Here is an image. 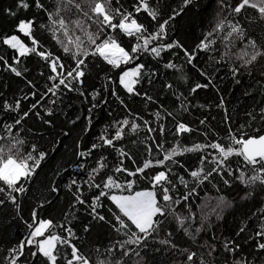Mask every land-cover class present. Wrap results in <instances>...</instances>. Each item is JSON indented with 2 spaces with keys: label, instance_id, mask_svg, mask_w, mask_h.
I'll return each mask as SVG.
<instances>
[{
  "label": "snow or ice",
  "instance_id": "1",
  "mask_svg": "<svg viewBox=\"0 0 264 264\" xmlns=\"http://www.w3.org/2000/svg\"><path fill=\"white\" fill-rule=\"evenodd\" d=\"M212 4L217 9L213 26L194 47H188L184 41L171 38L169 33L173 31L177 17L183 18L191 14L195 19L207 12L208 7L202 6V0H181L178 8L168 11L160 9L150 0H133L130 5L122 0H56V5L51 10L45 6L43 0H16L14 9H4L8 17L15 18L34 7L41 10L47 20L37 23L35 13L31 17L21 16L14 25L13 32L0 37V44L13 50L10 58L12 63L3 56H0V62L8 71L25 79L26 84L35 89L36 85L25 77L27 69L21 66L24 60L35 56L49 70L46 79L50 83L44 86L46 93L56 97L64 90L76 91L87 99L86 61L89 57L98 58L111 66V69H120L117 73L118 83L129 96L157 103L144 89L145 84L153 83L157 73L147 68L145 59L141 57L154 58L159 64L163 53H168L169 56L182 54L185 62L195 68L196 64L193 62L197 60L198 53L215 51L216 39H220L224 52L217 61L218 64H229L233 48L237 42L240 44L236 53L239 63L230 65L225 75L230 76L236 85H242L246 76L251 78L254 84L248 88L255 87L264 96V43H258L256 38L250 37L248 29L239 20L242 12L252 9L256 13L255 22L264 23V0H235V3L230 0H212ZM71 9L75 10V18H66L64 13ZM141 13L150 18L148 24L140 19ZM93 26L95 31H92ZM37 30L50 33L64 55L70 56L73 63L66 66L61 56L48 50L36 37ZM77 33H82L86 40ZM21 34L28 42L21 38ZM121 36L126 38V44L122 45ZM122 65L130 67L124 70ZM163 67L180 72V79H186L183 75V64L169 59L164 62ZM197 71L206 82L191 86L189 94L209 87L220 91L219 85L213 81L212 73L216 69L209 72L197 68ZM165 86L179 101L176 111L161 104L159 110L153 113L155 121L144 119L128 109L125 100L117 96L119 104L126 110V116L116 121L114 135L109 134V127H112L109 124V127L97 134V142L86 145L79 141L75 144L77 167L86 179L78 180L69 173L70 184H67V190L73 198L69 202L70 208L79 211L77 205L83 206L85 214L90 217L77 230L71 224L75 219L71 212L64 214L63 222L54 223L51 218L38 219V208L51 205L53 195L58 197L61 184L66 183L59 169L52 172L50 179L45 177L48 183L41 185L48 195H44V191L39 195L34 194L33 198L39 201L38 206L31 209L28 219L21 215L22 198L28 196L29 188L41 180L37 170L56 151L58 141L53 137L50 150H38L32 144L30 151L22 154L21 148L26 141L14 133L22 130L23 122L30 114L39 118L50 129L55 128L54 119H50L55 116L53 109L42 103L38 104L33 99L30 107L22 110L21 104L27 99L28 93L19 98L14 97L11 102L6 98L0 101V110L16 114L12 117V123L5 122L0 125V131L3 132L0 134V141L4 142L0 146V208L10 205L14 210L13 218L22 220L28 230L22 240L8 249L7 264H150L146 257L153 252H169L172 257L183 256L179 264H216V257L221 252L226 254L225 264H255V261L247 258L251 253L245 243L249 241L255 243H250L248 247L264 255V223L260 224L258 230H254L252 236L247 235V225L238 224L231 237L220 238L219 246L216 243L217 236L213 234L210 237L212 243L200 245L199 252L178 245L174 232L167 230L174 222L178 229L195 242L201 232L218 228L219 222L225 221L226 214L235 215L243 208L245 205L241 204L242 200L252 199L254 195H264V102L259 106V111H246L245 124L234 131L224 97L220 96L216 107L223 109V134L213 132L209 139L210 133L206 127L201 133L203 142H193L191 146H186L181 141H187L194 129L179 119L178 114L188 111L187 97L183 92L177 93L173 83ZM36 95V91L31 92L32 97ZM40 95L42 99L46 98L45 93ZM89 95L91 107L87 109V123L83 129L85 132L91 129L95 110L100 109L101 104H108L102 91L93 90ZM111 95H116V92L111 91ZM244 95L255 98L249 90ZM50 102L56 104L54 99ZM169 117L172 123L171 135L175 139L174 146L165 148L167 138L164 121ZM257 122L260 124L257 128L258 134L249 135L243 131L245 127H253ZM76 123L77 120L73 119L72 124ZM153 124L157 126L154 127ZM199 124L207 126L208 121L201 119ZM71 131L72 129L64 130L63 135L67 137ZM141 132L145 134L140 141L144 144L143 156L136 154L134 158L130 151L116 146V142L123 141L126 135L139 136ZM104 148L113 149L118 154V162H111L109 166L108 157L102 151L97 153L98 149ZM189 153L197 154L193 170L185 168V164L178 159ZM125 159L131 165H126ZM177 168L184 169L185 174L191 177L192 187H189V181L185 179V175L178 173ZM213 180L219 184L216 187V204L211 213L201 217L199 227L193 229L196 216L191 208H188L187 215L178 211V208L182 202L189 201L197 186ZM141 181H147L148 186L144 190H137ZM177 185L187 189L182 197L175 194ZM85 191L92 195L85 197ZM106 202L114 207L106 206ZM213 216L215 221L212 220ZM101 229H107L117 238L110 244L95 248L93 259L77 243L84 239L83 235H77V231L91 235ZM25 249L28 250L27 256ZM167 264H172L171 259Z\"/></svg>",
  "mask_w": 264,
  "mask_h": 264
},
{
  "label": "trees",
  "instance_id": "2",
  "mask_svg": "<svg viewBox=\"0 0 264 264\" xmlns=\"http://www.w3.org/2000/svg\"><path fill=\"white\" fill-rule=\"evenodd\" d=\"M122 2L126 5H130L133 0H122ZM150 2L164 11H168L171 8H178L181 0H150ZM230 2L235 3V0H230ZM15 3L16 0H0V37L12 33L14 25L21 16L31 17L33 13H35L37 15V23L46 22L47 20L46 15L41 10L35 9L34 7L30 8L27 13H21L15 18L8 17L4 9H14ZM43 3L51 10L55 7L56 0H43ZM209 5L211 6L209 7ZM202 6L208 7V11L203 12L201 15L195 17V19H193L191 14L183 18L177 17L176 22H174L175 27L173 31L169 33L170 37L184 41L188 47H194L213 26L214 17L217 14L216 5L212 4V0H202ZM74 12L75 10L71 9L64 13V15L66 18H75ZM255 18V11L248 9L246 13H241L239 20L240 23L248 29V35L250 37L256 38L258 43H264V23H256ZM140 19L146 24L150 22V18H147L143 13H141ZM229 19H231V17H229ZM250 20L253 22L249 23ZM92 31H95V26L92 27ZM77 34L81 35L82 39L86 40V37H84L82 33ZM36 37L48 50L52 51L55 55L61 56L66 66L73 63L70 56L64 55L62 49L52 39L50 33L37 30ZM21 38L25 40V42H28L27 38L23 37L22 34ZM120 41L122 45L127 43L126 38L123 36L120 37ZM215 48L216 50L213 52L198 53L197 60L193 62L196 64L195 68L185 62L182 54L179 56H169L168 53H163V59L159 64H157L154 58L141 57V59H145L147 68L157 73L151 85H144V89L157 100V103L145 102L141 97L129 96L124 92L122 87L119 86L117 73L120 69H111V66L106 65L98 58L89 57L88 61H86L88 64L86 73L87 82L85 86V95L87 99L81 97L76 91L67 92L64 90L56 97H52L50 94L46 93L44 86L50 83L46 79L49 70L46 65L35 56L24 60L21 65L27 69L25 77L36 85L35 89L29 87L25 79L17 77L8 71L4 64L0 62V101H4L6 98L11 102L14 97L19 98L22 94L28 93L27 99L21 104L22 110L26 107H30L34 99L38 104L42 103L52 108L55 113V116L50 118L54 119L55 128L50 129L47 125L43 124L39 118L30 114L23 122L22 130L14 133V135H19L26 141L25 145L21 148L22 154H27L32 144H35L38 150H50L53 137L58 141L56 151L52 152L51 155L41 163L42 170H37L41 180L36 182L34 187L29 188L28 196L22 198L21 215L25 219L29 218L31 209L34 206H38L39 203L38 200L33 198V195H39L41 191H44V195H48L47 191L43 190L41 185L48 183V179H45V177L50 179L52 172L59 169L60 175L65 179L66 183L61 184V193L58 197L53 195V203L51 205L46 204L44 208H38V219L51 218L54 223L63 222L62 217L64 214L66 212H71L75 216V219L71 221L74 230H77L81 224H85L90 220V217L85 214L83 206L77 205V208L80 209L79 211L70 208L69 202L73 200V198L71 193L67 190V184H70V180H68L69 173L78 180L83 181L86 179V177L81 174V170L77 167V157L74 147L79 141H82V143L86 145L97 142V134L102 132L106 127H109V124L112 125V127H109V134L114 135L116 121L126 116V110L119 104L117 96L125 100L128 109L133 113L141 115L144 119L155 121L153 113L159 110L161 104L173 111L179 108V101L176 99V96L165 86L167 83H173L176 92H183L184 96L187 97L186 104L189 106L188 111L178 114V118L187 122L194 129L187 141H181L185 143L186 146H191L193 142H203L201 133L205 131L206 127L210 133L209 139L212 138L211 133L213 132L223 134L225 128L222 121L223 109L216 107L220 96L224 97L225 106L231 115L233 130L235 131L240 125H244L247 119L245 112L253 109L259 111V106L264 102V96L260 95L255 87L248 88L249 85L254 84L251 78L246 76L242 85H236L232 82L230 76L225 75L230 65H238L239 63L236 60V53L240 48L239 42H237L233 48L229 64L217 63L224 52V45L220 39H216ZM175 51L176 50H173V52ZM12 55L13 50L8 49L6 45L0 44V56H3L5 59L9 60V63H12L10 59ZM169 59L177 64H183V75L186 77L185 80L180 79V72L165 69L163 67L164 62ZM129 67V65L121 66L124 70H128ZM197 68L209 72L216 69L212 75L213 81L219 85V92L209 87L208 89H200L195 94H189V88L191 86H194L196 83L206 82L204 78L200 76ZM41 73H43V75H41ZM105 86L108 87L105 88ZM137 87L139 88L140 85H137ZM93 90L102 91L103 97L107 99L108 104H101L100 109L95 110V120L91 129L85 132L83 129L87 123V109L91 107V96L89 93ZM113 90L116 92V95H111V91ZM246 90L251 91L255 98L253 99L252 96H245L244 92ZM33 91L37 92L36 97L31 96V92ZM40 93H45L46 98L42 99ZM52 99L56 100V104L50 102ZM97 99L99 100L100 98L98 97ZM181 99H183V97ZM41 113L43 115L42 109ZM109 113H111V115H109ZM15 115V113L9 114L0 110V125H3L5 122L9 124L12 123V117ZM73 119L77 120L75 125L72 124ZM201 119H206L208 121L207 126L199 124ZM170 121V117L164 121L166 126L165 136L167 138L164 145L165 148L174 146L175 138L171 135L172 123ZM138 123H142V121H138ZM153 126L156 127L157 125L153 124ZM258 127H260L259 122L253 127H245L243 131H246L249 135H255L258 134ZM67 129H72V131L69 136L65 137L63 131ZM0 134H3V132L0 131ZM144 135L143 132L139 133V136L128 134L123 141H117L116 146L124 147L125 151H130L134 155V158L136 154L143 156L144 144L140 141H142ZM133 141L137 142L133 143ZM3 144L4 142L0 141V146ZM101 151L108 157L109 166H111V162H118V154L113 149H98L97 153ZM97 153H94V155ZM153 154L156 155L155 152ZM196 155L197 154L189 153L178 157V159L185 164V168L193 170L192 166L196 164ZM139 162L140 161H138V163ZM125 164L131 165V162L125 159ZM65 168H67V171H64ZM177 171L180 175H185V179L189 181V187H192L193 182L191 177L185 174V170L177 168ZM147 186V181H141L137 185V190H144ZM218 186L219 184L216 180L205 182V184L197 186L195 193L189 197V201L182 202L179 206L178 211H183L185 215L188 214V208H191L192 213L195 214L196 222L192 225L193 229L199 227V221L202 216L212 212L216 204V196L218 195L216 187ZM84 187L86 188L87 186L84 185ZM186 191L187 189L182 185H177L175 194L177 197H182ZM90 195H92V193L85 191V197ZM241 204L245 206L238 210L235 215L226 214L225 221L219 222L220 226L218 228L213 227L208 232H201L195 242L191 241L182 230L178 229L174 222L169 225L167 230L174 232L175 242L178 245L191 248L198 252L200 251V245L212 243L210 237L213 234L217 236L216 243L217 246H219L220 238L223 237L226 239L231 237L237 230L238 224L240 226L247 225V235L252 236L254 230H258L260 224L264 223V195H254L252 199L247 201L242 200ZM106 206L112 205H110V202H106ZM13 211L10 205L0 208V264H7L6 256L8 254V249L22 240L27 235L28 231L22 220L13 218ZM212 220L215 221L214 216ZM29 222L31 221L29 220ZM77 235H83L84 239L82 241H77V243H80L85 253L89 254L93 259H95L93 251L95 248L110 244L117 238L107 229L92 232L91 235L82 234L80 231H77ZM250 243H255V241L245 243V247L248 249V252L251 253L247 258L255 261V264H264V255L248 247ZM155 247L160 246L155 245ZM25 255H28L27 249H25ZM225 256L226 254L221 252L219 256L216 257V264H225ZM146 259L150 261V264H167L169 259H171L172 264H179V262L183 260V256L177 255L176 257H172V254L169 252H153L150 253V256L146 257Z\"/></svg>",
  "mask_w": 264,
  "mask_h": 264
}]
</instances>
